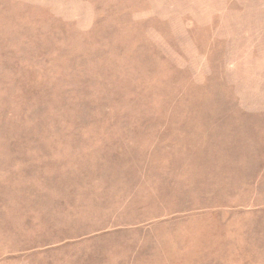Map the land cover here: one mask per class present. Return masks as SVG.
<instances>
[{"label":"rangeland","instance_id":"374dc122","mask_svg":"<svg viewBox=\"0 0 264 264\" xmlns=\"http://www.w3.org/2000/svg\"><path fill=\"white\" fill-rule=\"evenodd\" d=\"M0 264H264V0H0Z\"/></svg>","mask_w":264,"mask_h":264}]
</instances>
